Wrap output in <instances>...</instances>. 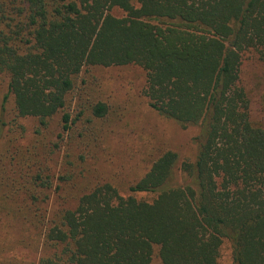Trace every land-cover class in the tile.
<instances>
[{"label": "trees", "instance_id": "1", "mask_svg": "<svg viewBox=\"0 0 264 264\" xmlns=\"http://www.w3.org/2000/svg\"><path fill=\"white\" fill-rule=\"evenodd\" d=\"M246 52L264 65V0H0V264H218L225 241L232 264H264V121L240 84ZM127 66L144 72L149 108L200 129L192 159L165 150L121 192L116 173L74 171L86 156L64 144L82 126L79 72Z\"/></svg>", "mask_w": 264, "mask_h": 264}, {"label": "rangeland", "instance_id": "2", "mask_svg": "<svg viewBox=\"0 0 264 264\" xmlns=\"http://www.w3.org/2000/svg\"><path fill=\"white\" fill-rule=\"evenodd\" d=\"M112 12L119 17L124 15L121 11ZM253 55L252 52L242 55L240 84L248 94L251 117L254 121L255 119L264 121V65L258 63ZM74 82L71 112L73 118L79 115V121L73 130L79 124L82 126L74 131L76 138L71 144L64 146L71 149L72 160H75L80 152L86 156L83 162L78 158L73 166L74 171L83 170L84 173L88 171V175L104 178L112 184L116 173L123 178L121 184L117 186L121 191L130 179L140 178L151 161L165 150L176 151L179 161L194 157L196 150L194 137L199 133L200 127L198 125L182 127L149 108L143 93L145 75L141 68L130 66L113 69L83 68ZM3 90L4 86L0 88V95ZM97 101L105 103L106 113L102 117L95 116L90 109L91 104ZM20 122L25 129L23 144H29L36 135L34 133L37 128L36 121L28 118ZM82 127L88 129H85L87 135H84ZM58 130L55 117L49 123L47 134L43 135L46 139H53ZM78 131L79 133L83 131V136H79ZM99 139L101 142L98 143ZM63 153V150L56 153L55 160L47 169L49 173H57L62 168ZM175 179L180 183L181 174L180 176L176 174ZM89 183L91 185L93 181L89 179ZM135 197L151 200L153 195L137 193ZM10 231V236H17V233ZM1 233L0 228V241ZM24 250L19 247L16 257L34 261L32 255L25 257ZM218 264H232L231 247L226 241L221 247Z\"/></svg>", "mask_w": 264, "mask_h": 264}]
</instances>
